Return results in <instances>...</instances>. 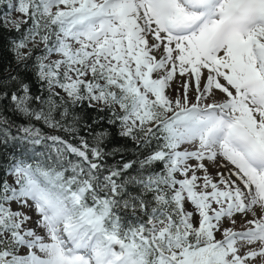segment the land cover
<instances>
[{
    "label": "snow or ice",
    "instance_id": "obj_1",
    "mask_svg": "<svg viewBox=\"0 0 264 264\" xmlns=\"http://www.w3.org/2000/svg\"><path fill=\"white\" fill-rule=\"evenodd\" d=\"M0 264H264V0H0Z\"/></svg>",
    "mask_w": 264,
    "mask_h": 264
},
{
    "label": "rangeland",
    "instance_id": "obj_2",
    "mask_svg": "<svg viewBox=\"0 0 264 264\" xmlns=\"http://www.w3.org/2000/svg\"><path fill=\"white\" fill-rule=\"evenodd\" d=\"M178 79H179V78H178ZM173 87H176V84H175V82H174V84H173ZM172 95H173V96H175V95H176V93L173 91V92H172ZM209 171H210V172H214V170H213V169H211V168L209 169Z\"/></svg>",
    "mask_w": 264,
    "mask_h": 264
}]
</instances>
